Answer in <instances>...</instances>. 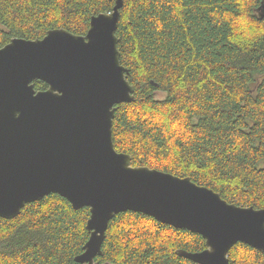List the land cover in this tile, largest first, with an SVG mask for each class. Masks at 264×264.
I'll use <instances>...</instances> for the list:
<instances>
[{
  "label": "trees",
  "instance_id": "trees-1",
  "mask_svg": "<svg viewBox=\"0 0 264 264\" xmlns=\"http://www.w3.org/2000/svg\"><path fill=\"white\" fill-rule=\"evenodd\" d=\"M264 0H124L116 36L135 100L116 106L112 139L132 166L188 177L228 203L264 209ZM109 0H0V48L64 28L85 35ZM34 88L45 90L43 82ZM162 95V99L157 98ZM88 208L48 195L0 218V264H76ZM203 238L133 212L109 221L99 264H195ZM229 264H264L238 243Z\"/></svg>",
  "mask_w": 264,
  "mask_h": 264
},
{
  "label": "water",
  "instance_id": "water-1",
  "mask_svg": "<svg viewBox=\"0 0 264 264\" xmlns=\"http://www.w3.org/2000/svg\"><path fill=\"white\" fill-rule=\"evenodd\" d=\"M109 1L112 11L92 16L85 35L57 28L0 48V218L51 194L88 208L76 264H99L109 221L124 212L200 235L205 249L176 251L195 264H229L237 243L264 252V209L228 203L188 177L134 167L115 150L116 106L135 98L117 49L124 0ZM36 81L47 89L36 91Z\"/></svg>",
  "mask_w": 264,
  "mask_h": 264
},
{
  "label": "rangeland",
  "instance_id": "rangeland-1",
  "mask_svg": "<svg viewBox=\"0 0 264 264\" xmlns=\"http://www.w3.org/2000/svg\"><path fill=\"white\" fill-rule=\"evenodd\" d=\"M157 98H161L162 99V95H160V94H157Z\"/></svg>",
  "mask_w": 264,
  "mask_h": 264
},
{
  "label": "flooded vegetation",
  "instance_id": "flooded-vegetation-1",
  "mask_svg": "<svg viewBox=\"0 0 264 264\" xmlns=\"http://www.w3.org/2000/svg\"><path fill=\"white\" fill-rule=\"evenodd\" d=\"M37 82V81H36ZM40 82V81H39ZM35 83V82H34ZM45 84V83H44ZM46 85V84H45ZM47 89V85H46V88H45V90ZM36 90V89H35ZM36 91H38V90H36ZM40 91H43V90H40Z\"/></svg>",
  "mask_w": 264,
  "mask_h": 264
},
{
  "label": "bare ground",
  "instance_id": "bare-ground-1",
  "mask_svg": "<svg viewBox=\"0 0 264 264\" xmlns=\"http://www.w3.org/2000/svg\"><path fill=\"white\" fill-rule=\"evenodd\" d=\"M159 171V170H158ZM167 173V172H166ZM196 184V183H195ZM238 244V243H237ZM228 256V255H227ZM229 260V259H228Z\"/></svg>",
  "mask_w": 264,
  "mask_h": 264
}]
</instances>
